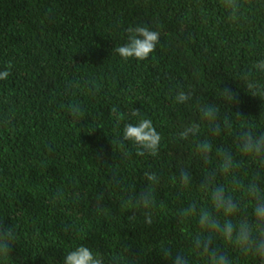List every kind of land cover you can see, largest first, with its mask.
<instances>
[{
  "label": "trees",
  "instance_id": "16d2710c",
  "mask_svg": "<svg viewBox=\"0 0 264 264\" xmlns=\"http://www.w3.org/2000/svg\"><path fill=\"white\" fill-rule=\"evenodd\" d=\"M238 3L233 21L222 0H0V71L13 66L0 81V220L17 233L0 264H63L80 244L138 264H169L161 253L167 247L189 251L190 237L200 229L194 217L181 221L179 210L191 201L211 209L198 187L208 166L195 155V142L178 136L185 123L198 119L196 99L233 118V132L221 136L202 124L201 139L213 144V166L217 147L235 151L241 125L264 131V99L251 96L240 80L264 59V0ZM138 25L158 30L160 44L148 60L124 61L113 49L127 43V29ZM253 79L264 84L258 72ZM177 86L194 91V99L175 103ZM225 88L239 93L232 104L223 99ZM69 103L80 104L79 119L72 118ZM112 107L123 116L119 127ZM134 109L162 136L156 157L138 156L131 142H120L123 124L140 119L131 116ZM181 166L192 172L194 184L177 198L173 178ZM145 171L161 178L155 192L162 206L151 225L142 211L133 221L131 207L122 206L147 187ZM57 192L62 198L54 200ZM129 247L133 257L124 252ZM229 252L234 264H258Z\"/></svg>",
  "mask_w": 264,
  "mask_h": 264
},
{
  "label": "clouds",
  "instance_id": "9594fccd",
  "mask_svg": "<svg viewBox=\"0 0 264 264\" xmlns=\"http://www.w3.org/2000/svg\"><path fill=\"white\" fill-rule=\"evenodd\" d=\"M230 19L236 21L240 13L238 0H222ZM127 43L116 46L113 52L124 61L135 59L145 61L160 44L161 33L145 25L129 27L127 29ZM13 66L0 71V81L7 80ZM264 75V59L257 60L250 68L240 74L247 92L253 96L264 99V84L253 79V73ZM76 84L75 87H79ZM70 82L68 88H72ZM223 91V99L230 104L237 99L239 93H234L230 88ZM194 91H185L177 86L174 101L177 104H188L194 99ZM198 119L185 123L178 133L181 141L195 142V155L206 166L198 187L210 197L211 209L199 206L197 201H191L187 207L179 210L180 220L194 217L200 231L191 235L189 251H173L172 247L164 248L161 253L163 259L169 264H196L199 259L202 264H234L233 256L229 249L239 256L253 257L258 264H264V131H260L251 123L243 124L235 132V151L230 148L217 147L215 157L218 166L212 165L214 148L208 139H201L203 123L209 125V132L213 136L231 134L233 132V118L231 114H221V109L213 103H205L196 99ZM68 111L73 119H79L83 110L79 103H69ZM111 115L119 127L123 116L118 107L111 108ZM131 116L140 117L137 123L123 124L120 142H131L136 148V155H149L156 157L159 154L162 136L157 131L153 121L144 118L139 109H134ZM236 119H244L240 112H235ZM264 119V113L261 114ZM7 123V121H5ZM249 169H251L249 174ZM144 178L148 182L146 188L138 194L129 195L123 207H131L133 215L129 218L136 219V211H142L144 221L151 225L156 210L162 205L156 199V187L161 182L156 172L145 171ZM178 181V197L194 184L192 172L183 166L180 167L178 176L173 178ZM229 181L226 184L223 181ZM112 183L119 186L121 180L113 176ZM62 198V193L54 194L53 199ZM103 194L96 197L97 210H100ZM251 208V215L247 212ZM223 219H222V218ZM16 230L13 225L5 226L0 220V257H7L16 241ZM222 241L223 243H218ZM222 245V247H221ZM124 252L130 255V247ZM133 257V256H132ZM63 264H138L136 260L126 259L120 253L93 251L90 247L80 244L65 254Z\"/></svg>",
  "mask_w": 264,
  "mask_h": 264
}]
</instances>
